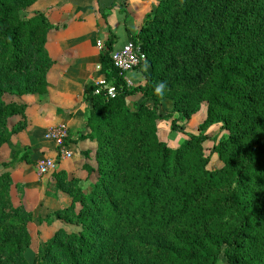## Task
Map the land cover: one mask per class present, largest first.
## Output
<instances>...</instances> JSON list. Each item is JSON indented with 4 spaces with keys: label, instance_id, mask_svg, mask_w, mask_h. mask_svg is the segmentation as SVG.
I'll return each instance as SVG.
<instances>
[{
    "label": "trees",
    "instance_id": "trees-1",
    "mask_svg": "<svg viewBox=\"0 0 264 264\" xmlns=\"http://www.w3.org/2000/svg\"><path fill=\"white\" fill-rule=\"evenodd\" d=\"M37 2L0 0V151L27 127L23 117L9 128L21 105L6 98L48 92L53 25L28 15ZM128 34L146 55L140 70L151 72L130 86L113 67L111 35L99 66L116 95L86 90L76 142L95 150L84 152L86 186L66 181L70 205L56 213L77 231H57L28 261L33 215L14 206L2 175L0 264H264V0H159ZM138 94L132 110L127 99ZM204 107L198 134L178 146L160 138L161 122L172 120L177 133ZM215 125L221 134L208 155ZM214 155L220 166L210 171Z\"/></svg>",
    "mask_w": 264,
    "mask_h": 264
},
{
    "label": "rangeland",
    "instance_id": "rangeland-1",
    "mask_svg": "<svg viewBox=\"0 0 264 264\" xmlns=\"http://www.w3.org/2000/svg\"><path fill=\"white\" fill-rule=\"evenodd\" d=\"M99 42L100 41L97 42V47ZM98 66H94L95 71H98ZM101 78H103V76ZM99 80L97 79L94 81L92 85H97ZM83 85L87 87L90 86L91 83L88 81L87 84H80L78 90H75L77 94L74 98L68 97L66 94L62 93L59 95L56 94V97L61 99L58 104L59 107L54 108L55 106H47L41 109L33 107L34 110L32 112L35 111L37 114L39 112L41 116L31 117L32 124L30 134L24 137L19 136L20 133L16 134L12 138L10 144L5 145L0 151V176L7 174L11 180L10 195L14 206L31 212L33 215V221L29 224V232L33 238V246L27 253V259L30 262H32L34 256L40 251L44 243L52 238L57 231H77V228L74 227L73 224L56 219V213L66 209L70 205L71 198L65 190V188H67L65 186L66 181L71 180L72 177H76L81 180L82 187L86 186L87 173L85 169H83V165L86 162L84 152L87 150H95V145L90 144L89 141H86V144L82 141L76 142L79 135L84 130L83 123L89 109V104L85 106V108L82 106L85 101L81 99L82 97L85 98L86 92V87H83ZM6 100L7 102L16 101L20 105L22 101L19 98L13 99L9 97H7ZM23 112L24 111H21L19 115ZM170 112V107L167 106L163 108V114H169ZM205 117L206 109L204 107L199 114L193 117L190 128L194 130L197 127L196 124L199 125L202 123ZM25 119L27 123L26 116ZM171 122L172 120H166L160 123V138L163 141L173 143V146H178L185 134L182 130H184L187 125L180 127L178 124L180 129L177 133H172ZM20 123L22 122H17L14 117L9 121L8 126L11 130H14ZM60 125L69 127V141L66 146L73 153V158L70 161H60V159L56 157L57 149L55 144L47 141L45 138V133L49 129ZM214 127L215 128L212 130L209 129L208 135L210 139L205 144L206 153L208 155L212 151L215 140L221 134L219 125ZM186 131L189 133L191 130L187 129ZM194 132L198 134V128ZM33 133L34 136L31 137ZM188 135L189 134H185L186 137ZM44 158H56L58 172L40 175L37 171V163ZM6 165H8L7 168L4 167ZM219 166L218 157L214 155L208 169L214 171L218 169ZM221 261L222 264H225L224 258H222Z\"/></svg>",
    "mask_w": 264,
    "mask_h": 264
},
{
    "label": "crops",
    "instance_id": "crops-1",
    "mask_svg": "<svg viewBox=\"0 0 264 264\" xmlns=\"http://www.w3.org/2000/svg\"><path fill=\"white\" fill-rule=\"evenodd\" d=\"M116 1L118 6L111 8L115 0H38L28 10L30 16L45 14L48 22L53 25L48 33L46 48L54 64L48 73V92L44 95L21 99V111L24 112L16 115L15 118L18 122L26 116L28 127L19 136L29 135L31 117L41 116L39 112L38 114L35 111L32 112L33 107L37 109L47 106L59 107L61 99L57 98L56 94L62 93L74 98L77 94L75 90H78L80 84H87L90 81V86H92L94 81L99 80L102 75L99 71H95L94 66L100 65L99 56L104 51L111 35L116 37L113 52L122 50L130 42L128 33L135 35L139 31L145 16L159 0ZM98 41L102 43V48L97 47ZM150 72V67H144L142 70L127 73L125 79L131 82L132 86L143 85L146 82L145 75ZM90 86L83 85L86 90ZM83 99L84 97L81 100ZM141 99V94L129 97L127 99L129 108L135 109ZM82 106L85 108L88 104L85 102ZM167 106L172 108L167 104L161 108L162 113L163 108ZM191 123L192 120L182 130L183 133L196 134L194 131L201 123L196 124L197 127L194 130L190 128ZM213 128L215 127H211L210 130ZM219 128L221 129V125ZM187 129L191 131L187 133ZM185 134L180 143L187 139ZM31 135L33 137L34 133ZM167 143L173 145L171 142Z\"/></svg>",
    "mask_w": 264,
    "mask_h": 264
},
{
    "label": "built area",
    "instance_id": "built-area-1",
    "mask_svg": "<svg viewBox=\"0 0 264 264\" xmlns=\"http://www.w3.org/2000/svg\"><path fill=\"white\" fill-rule=\"evenodd\" d=\"M98 47L102 48L101 42ZM113 67L121 73H129L140 70L141 66L146 62V55L142 52L139 45L129 42L122 50L111 54ZM100 72V66L97 67ZM127 83L132 86L131 82ZM99 90L103 91L108 98H113L116 95V89L112 82H107L103 77L97 83ZM69 137V127L66 125L55 126L45 133V138L55 144L57 149L56 157L60 161H70L73 158L72 151L66 146V141ZM37 171L40 175H47L57 171V161L55 159L44 158L37 163Z\"/></svg>",
    "mask_w": 264,
    "mask_h": 264
},
{
    "label": "clouds",
    "instance_id": "clouds-1",
    "mask_svg": "<svg viewBox=\"0 0 264 264\" xmlns=\"http://www.w3.org/2000/svg\"><path fill=\"white\" fill-rule=\"evenodd\" d=\"M163 88H164V84L161 83L160 85L157 86V88H156V92H158V93H162ZM219 264H222V261L219 262Z\"/></svg>",
    "mask_w": 264,
    "mask_h": 264
}]
</instances>
